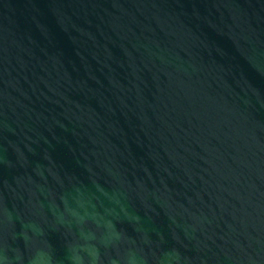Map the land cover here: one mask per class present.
Instances as JSON below:
<instances>
[{"label": "water", "instance_id": "obj_1", "mask_svg": "<svg viewBox=\"0 0 264 264\" xmlns=\"http://www.w3.org/2000/svg\"><path fill=\"white\" fill-rule=\"evenodd\" d=\"M108 222L105 264H264V0H0V260Z\"/></svg>", "mask_w": 264, "mask_h": 264}, {"label": "clouds", "instance_id": "obj_2", "mask_svg": "<svg viewBox=\"0 0 264 264\" xmlns=\"http://www.w3.org/2000/svg\"><path fill=\"white\" fill-rule=\"evenodd\" d=\"M104 227L108 229L107 234H105L101 229V235L99 237L89 238L86 236L83 240L76 239L70 243L69 247L73 254L72 258L74 264H105L104 257L100 254L98 244L93 243V239H98L101 242H106L112 236L117 234L112 232V226L110 222H108ZM25 235L26 239H32L31 237H28L27 234ZM85 252L87 253V255H84ZM45 258L46 253L40 251L38 257L32 258V264H44ZM17 259H20L19 255H17ZM0 264H4V261L0 260ZM9 264H12L11 260L9 261ZM109 264H116V261L109 259Z\"/></svg>", "mask_w": 264, "mask_h": 264}]
</instances>
